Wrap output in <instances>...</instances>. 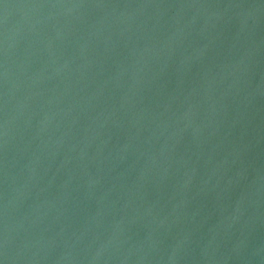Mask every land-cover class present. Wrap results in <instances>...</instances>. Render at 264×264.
Returning <instances> with one entry per match:
<instances>
[{
	"label": "water",
	"instance_id": "obj_1",
	"mask_svg": "<svg viewBox=\"0 0 264 264\" xmlns=\"http://www.w3.org/2000/svg\"><path fill=\"white\" fill-rule=\"evenodd\" d=\"M0 264H264V0H0Z\"/></svg>",
	"mask_w": 264,
	"mask_h": 264
}]
</instances>
